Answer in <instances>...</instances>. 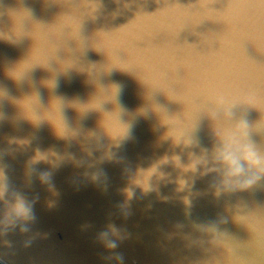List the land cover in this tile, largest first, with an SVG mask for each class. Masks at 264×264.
<instances>
[{"label": "water", "instance_id": "water-1", "mask_svg": "<svg viewBox=\"0 0 264 264\" xmlns=\"http://www.w3.org/2000/svg\"><path fill=\"white\" fill-rule=\"evenodd\" d=\"M0 264H264V0H0Z\"/></svg>", "mask_w": 264, "mask_h": 264}, {"label": "clouds", "instance_id": "clouds-1", "mask_svg": "<svg viewBox=\"0 0 264 264\" xmlns=\"http://www.w3.org/2000/svg\"><path fill=\"white\" fill-rule=\"evenodd\" d=\"M123 101L121 100V103ZM245 126H241V131H244ZM245 158L251 163V164H258L261 162L260 157H258L257 153L254 151V149L251 146H246L245 149ZM235 163V161H233ZM251 183V182H249ZM16 212L17 215L27 218L29 215V210L27 207H25L24 203L22 201L18 202L16 205ZM114 246V245H113Z\"/></svg>", "mask_w": 264, "mask_h": 264}, {"label": "snow or ice", "instance_id": "snow-or-ice-1", "mask_svg": "<svg viewBox=\"0 0 264 264\" xmlns=\"http://www.w3.org/2000/svg\"><path fill=\"white\" fill-rule=\"evenodd\" d=\"M15 74H16V75H19V71H17Z\"/></svg>", "mask_w": 264, "mask_h": 264}]
</instances>
